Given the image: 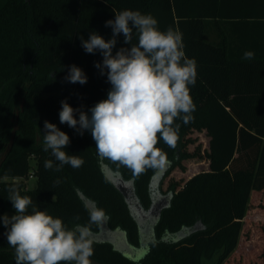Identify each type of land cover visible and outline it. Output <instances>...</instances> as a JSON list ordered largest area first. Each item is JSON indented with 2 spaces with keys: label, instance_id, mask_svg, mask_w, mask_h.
I'll use <instances>...</instances> for the list:
<instances>
[{
  "label": "trees",
  "instance_id": "obj_1",
  "mask_svg": "<svg viewBox=\"0 0 264 264\" xmlns=\"http://www.w3.org/2000/svg\"><path fill=\"white\" fill-rule=\"evenodd\" d=\"M222 1L0 0V214H15L8 200L11 186L69 227L88 224L85 200H89L110 217L107 224L111 229L123 230L129 243L139 245L136 223L121 193L104 176L101 162L124 178L134 179L143 206L150 202L148 184L155 171L135 176L129 169L100 158L90 132L81 136L59 121L62 100L87 111L106 99L111 88L106 74L100 75L94 66L102 62L101 54H87L79 37L87 39L96 31L110 39L112 29L105 27V22L115 19L113 10H138L153 15L161 30H179L186 56L196 62L197 79L195 86H190V95L194 103L208 104L209 164L179 189L169 185L173 191L170 205L162 210L155 226L156 238L139 256L130 258L111 243L95 240L90 259L92 264H223L238 245L251 192L264 190V22L247 24L258 32L257 37L241 32L233 36L231 32L242 28L220 22L226 16ZM210 24L219 26V41L205 38ZM243 30L245 33V26ZM117 41L113 54L130 47L124 44L122 34ZM249 50L254 51L255 59H242ZM73 64L84 70L86 84L64 79ZM45 120L69 135L65 151L85 161L81 168L65 165L59 172L44 168L46 160H54L50 151H43ZM177 123L181 128L176 147L163 141L157 145L171 162L168 170L189 157L185 142L189 124ZM30 168H34L33 180L15 179L26 176ZM197 222L203 228L186 231L175 240L177 231ZM90 228L96 233L99 224ZM6 231L0 224V264H15Z\"/></svg>",
  "mask_w": 264,
  "mask_h": 264
},
{
  "label": "clouds",
  "instance_id": "obj_2",
  "mask_svg": "<svg viewBox=\"0 0 264 264\" xmlns=\"http://www.w3.org/2000/svg\"><path fill=\"white\" fill-rule=\"evenodd\" d=\"M113 11L115 19L105 22V27L112 29L110 39L96 31L87 39L79 37L87 54L98 51L102 56V62L94 66L100 75L106 74L111 85L107 98L87 111L62 100L59 121L81 136L90 132L97 155L129 169L133 175L140 176L149 169L160 172L170 162L157 145L163 141L174 149L181 128L177 121L184 125L194 121L196 105L190 86L196 84V62L186 56L179 30H161L153 15L138 10ZM121 34L130 47H121L113 54ZM242 59L254 60V51H245ZM51 77L54 81L53 73ZM64 79L80 85L88 81L84 70L75 64L68 66ZM42 133L43 151H50L54 157L44 162L45 169L59 172L65 165L74 169L84 165L81 157L65 151L70 137L57 125L45 120ZM8 193L15 214L3 215L0 223L7 229L15 264H92L95 236L90 225L110 219L103 209L85 205L88 224L73 223L69 227L61 218L35 207L31 197L22 195L18 187H9Z\"/></svg>",
  "mask_w": 264,
  "mask_h": 264
},
{
  "label": "rangeland",
  "instance_id": "obj_3",
  "mask_svg": "<svg viewBox=\"0 0 264 264\" xmlns=\"http://www.w3.org/2000/svg\"><path fill=\"white\" fill-rule=\"evenodd\" d=\"M195 105L194 121L189 123L185 134L189 157L180 159L179 163L173 165L164 175L160 183L162 192L169 190L171 183L174 185V190L179 189L189 177L208 169L207 152L211 138L207 127L208 104L195 103ZM29 160L31 164L34 163L32 157ZM5 214L9 217L14 215L7 211L1 213L0 217ZM223 264H264V190L251 192L238 245Z\"/></svg>",
  "mask_w": 264,
  "mask_h": 264
},
{
  "label": "water",
  "instance_id": "obj_4",
  "mask_svg": "<svg viewBox=\"0 0 264 264\" xmlns=\"http://www.w3.org/2000/svg\"><path fill=\"white\" fill-rule=\"evenodd\" d=\"M170 164L171 162L164 170L160 172L155 171L150 177L148 184L149 195L151 194L150 204L147 208H145L136 194L134 179L124 178L120 171L113 170L110 166L104 162H101V170L104 176L123 196L129 213L136 223L139 236L143 232L155 234V226L160 219L162 210L170 205L173 192L162 194L160 191L161 180L170 167ZM85 203L88 207H96L89 200H85ZM201 228H203L202 223L197 222L190 227H186L185 229L187 232H192ZM183 229L184 228L176 232L178 234L176 235L175 240L187 233L186 231H182ZM94 236L95 240L97 241H106L111 243L113 248L118 251L127 248L128 240L126 233L118 228L111 229L107 222H102L99 224V230L98 232L94 233Z\"/></svg>",
  "mask_w": 264,
  "mask_h": 264
},
{
  "label": "crops",
  "instance_id": "obj_5",
  "mask_svg": "<svg viewBox=\"0 0 264 264\" xmlns=\"http://www.w3.org/2000/svg\"><path fill=\"white\" fill-rule=\"evenodd\" d=\"M222 11L226 15L222 21L220 20L222 24L227 26L228 23H232L242 28L239 29V31H230L233 36L240 32L241 34L256 35V37L259 35L257 31L251 28L249 29L248 26L255 22H264V0H223ZM244 26L245 33H243ZM219 32L220 29L218 25L215 26L214 24H210L205 33V38L208 41H219Z\"/></svg>",
  "mask_w": 264,
  "mask_h": 264
},
{
  "label": "flooded vegetation",
  "instance_id": "obj_6",
  "mask_svg": "<svg viewBox=\"0 0 264 264\" xmlns=\"http://www.w3.org/2000/svg\"><path fill=\"white\" fill-rule=\"evenodd\" d=\"M161 191V188H160ZM168 192H173L170 189L167 190L166 192H162V194H167ZM151 195V194H150ZM150 204V202H149ZM149 204L147 206H144L145 208H147L149 206ZM182 231H186V229L184 228ZM178 232V231H177ZM178 233H175V236ZM156 238V234L150 233V232H143L142 234H140L139 236V245L135 246L132 245L131 243H127V248L126 249H121L119 250L120 252H122L124 255L130 257V258H136L137 256H139V254L141 252L144 251L145 248L148 247V245L150 244L151 241H153ZM112 245V244H111ZM113 246V245H112Z\"/></svg>",
  "mask_w": 264,
  "mask_h": 264
},
{
  "label": "built area",
  "instance_id": "obj_7",
  "mask_svg": "<svg viewBox=\"0 0 264 264\" xmlns=\"http://www.w3.org/2000/svg\"><path fill=\"white\" fill-rule=\"evenodd\" d=\"M34 178H35L34 168H30V170H29V172L27 173L26 176H23V177H20V178H15V179H22L25 182H27V181L33 180Z\"/></svg>",
  "mask_w": 264,
  "mask_h": 264
}]
</instances>
